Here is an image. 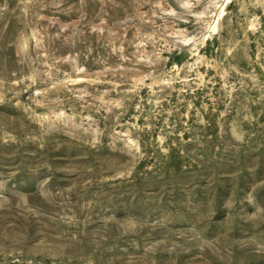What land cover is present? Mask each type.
Masks as SVG:
<instances>
[{"label": "rangeland", "instance_id": "obj_1", "mask_svg": "<svg viewBox=\"0 0 264 264\" xmlns=\"http://www.w3.org/2000/svg\"><path fill=\"white\" fill-rule=\"evenodd\" d=\"M0 264H264V0H0Z\"/></svg>", "mask_w": 264, "mask_h": 264}]
</instances>
